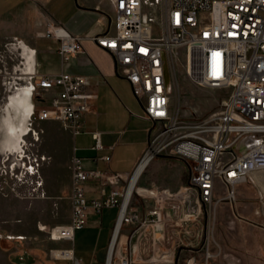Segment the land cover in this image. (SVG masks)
I'll return each mask as SVG.
<instances>
[{"label":"built area","instance_id":"built-area-1","mask_svg":"<svg viewBox=\"0 0 264 264\" xmlns=\"http://www.w3.org/2000/svg\"><path fill=\"white\" fill-rule=\"evenodd\" d=\"M113 4L112 29L92 38L110 51L118 71L142 102L145 117L154 122L149 144L130 174L88 169L75 155L71 164V220L45 225L44 230L51 239L73 240L91 213L118 207L105 264L141 263L147 260L146 254L153 255L150 259L170 261L171 252L155 255L171 217L164 206L167 202L184 201L188 206L184 219L200 221L204 207L208 211L207 206L212 208L214 202L233 201L238 184L254 180L256 173L264 171V0H167L161 13L146 10V0H113ZM49 26L46 35L59 39L64 60L84 50L80 40L85 35L73 34L63 24ZM22 41L14 36L7 45L14 47ZM181 59L186 75L196 85L231 88L220 107L207 116L198 115L196 110L184 113L175 86ZM27 82L32 84L34 95H39L31 124L54 119L76 134L82 131V117L91 110L95 97L85 75L68 70L43 74L34 67ZM95 136V148H102L100 132ZM160 154L189 164V184L171 192L156 186L141 187L137 182L125 205L134 172L146 157L150 161ZM104 158L109 160L110 156ZM91 177L100 179L101 197H88L85 184ZM218 189L223 192L216 199ZM134 193L154 198L156 206L141 214L132 206ZM129 224L133 229L125 232ZM212 257L207 247L205 260L193 255L187 264H209ZM75 264L82 263L76 260Z\"/></svg>","mask_w":264,"mask_h":264},{"label":"crops","instance_id":"crops-1","mask_svg":"<svg viewBox=\"0 0 264 264\" xmlns=\"http://www.w3.org/2000/svg\"><path fill=\"white\" fill-rule=\"evenodd\" d=\"M113 15V0H0V44L14 36L21 38L35 49L34 67L38 72L56 74L68 70L85 75L89 81V90L95 93L91 110L82 117L80 133H74L71 127L58 120L43 121L44 128H48V138L42 150L50 155V159L41 167L47 195L37 200L39 210L28 211L24 208V202L15 196L0 198V225L6 235L0 239V257L6 264H42L45 258L38 256L46 253L47 249L57 248L72 249L73 257L60 258L56 253L58 258L52 264H70V260L72 264L76 260L86 264L82 249L77 251L72 242L62 244L60 241L65 239L45 241L42 232L43 224L50 227L71 220L73 157H81L88 169L130 174L147 150L154 122L145 117L143 104L135 94L133 96L121 91L123 79L124 83L129 81L118 71L110 51L92 38L112 29ZM50 23L63 24L71 33L85 35L80 40L84 50L73 54L70 60H64L59 39L46 35ZM31 64L32 59L28 66L31 67ZM95 132H100L102 148H95ZM107 155L110 156L109 160L104 158ZM158 157L160 160L155 162L154 171L147 174L148 166L155 157L143 169L138 184L146 188L156 186L171 192L184 189L190 182L189 164L182 158L168 154H160ZM163 167L171 171L169 177L161 178ZM250 185L249 181L238 184L237 192L251 194ZM85 188L90 198L103 195L102 183L97 177L89 178ZM152 199V203L142 207V211L136 205L141 214L148 213L156 206L155 199ZM131 203L135 206L134 196ZM60 204H66L67 207L60 210L63 211L61 215H54L56 211L53 207ZM167 204L175 207L170 208ZM167 204L164 206L169 213L188 212V206L182 200H171ZM118 212V207H106L101 212L91 213L99 214L94 222L106 230L99 252H94L91 260L105 264ZM124 229L130 232L133 226L129 224Z\"/></svg>","mask_w":264,"mask_h":264},{"label":"rangeland","instance_id":"rangeland-1","mask_svg":"<svg viewBox=\"0 0 264 264\" xmlns=\"http://www.w3.org/2000/svg\"><path fill=\"white\" fill-rule=\"evenodd\" d=\"M166 5L167 0H146L145 7L148 11L155 10L157 13H161ZM7 43L0 44V198L15 196L24 202L25 209L37 211L39 210L37 200L44 199L47 195L41 176V167L44 162L50 159V155L42 150V146L48 138V128H44L43 121L31 124L29 120L32 130L24 137L23 153L20 156L17 153L8 152L1 146L6 137L5 127L2 123L4 115L2 106L8 95L26 85L28 79V75H24L25 68L23 66L26 64L27 56L23 54L20 47H13ZM123 80L125 81V79ZM124 81L121 82V91L134 96L131 85ZM176 81L177 97H181L186 114H191L196 110L198 115L207 116L217 110L222 99L231 92V88L214 89L193 83L186 75L183 59L179 60L177 64ZM38 98L39 95L35 94V103ZM34 129L37 131L35 132ZM158 160L160 159L156 155L155 160L148 166L147 174L154 171L155 162ZM160 172L161 178L162 176L169 177L171 174L168 167H163ZM255 175L256 181L249 180L251 194L238 191L236 199L233 201L225 199L214 202L212 208L207 206L208 211L204 207L200 221L184 219L186 213L174 214L171 212V217L167 220L165 238L155 254L159 257L162 253L170 254L171 252V260L150 259L153 255L146 254L147 260L136 264H187L188 259L193 255H196L200 260H205L207 247L213 253L209 264H264V171ZM222 192V189L217 190L216 199L221 197ZM133 196L134 205H138L141 211L142 207L151 204L153 200L146 194L141 196L134 193ZM167 205L170 208L175 207L172 204ZM66 207V204L55 205L53 207L56 211L54 215H61L63 211L60 210ZM98 218L99 214H90L88 223L84 229L76 231L73 240L60 241L62 244L72 242L77 251L82 249L85 253L86 264H100L91 260L94 252H99L106 233L104 228L94 222ZM44 228L45 224L42 225L44 240L52 241ZM79 232L81 233L79 234ZM5 237L0 225V239ZM64 249H69L71 257L70 248H57V255L60 258L65 257L68 252L65 253ZM55 250L47 249L46 253L38 256V258H45V260L42 259V264H52L58 258ZM32 260L35 262L34 259ZM4 262L0 257V264H6ZM69 262L72 264V260Z\"/></svg>","mask_w":264,"mask_h":264},{"label":"bare ground","instance_id":"bare-ground-1","mask_svg":"<svg viewBox=\"0 0 264 264\" xmlns=\"http://www.w3.org/2000/svg\"><path fill=\"white\" fill-rule=\"evenodd\" d=\"M17 47H20L23 51V54L27 56V60L25 63H31L32 59V66H28L29 64H24V75H30L33 73L34 70V57H35V49L30 47L28 44L24 43L23 41L16 44ZM28 51V53H27ZM25 78V77H24ZM27 84L22 86L15 91L8 95L7 100L3 104L4 115L2 117V123L4 124V129L6 131V137L2 142V148L6 149L10 153H17L18 156L22 155L23 153V142L24 137L30 134L32 127L29 125V120H31L32 113L35 107V100H34V92L33 86L31 83L26 82ZM156 157V156H155ZM153 158H151L152 160ZM149 159H146L142 162L140 167L134 172L130 183L127 188V196L125 205L127 204L129 198L132 196L136 183L143 173V169L148 164ZM148 166V165H147ZM31 169L33 170L34 167L32 166ZM256 176V175H255ZM255 178V177H254ZM254 181H256L254 179ZM262 182V181H261ZM261 184V183H260ZM264 189V185H263ZM122 216L119 218L118 226L115 231V238L118 235V230L121 226ZM72 250V249H71ZM57 249L55 250L56 254ZM64 252L67 253L65 257L61 258H71L70 257L69 249H64Z\"/></svg>","mask_w":264,"mask_h":264},{"label":"water","instance_id":"water-1","mask_svg":"<svg viewBox=\"0 0 264 264\" xmlns=\"http://www.w3.org/2000/svg\"><path fill=\"white\" fill-rule=\"evenodd\" d=\"M112 20V19H111Z\"/></svg>","mask_w":264,"mask_h":264}]
</instances>
